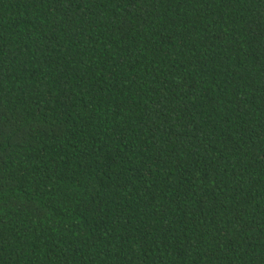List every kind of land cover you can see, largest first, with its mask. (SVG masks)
<instances>
[{
	"label": "trees",
	"instance_id": "obj_1",
	"mask_svg": "<svg viewBox=\"0 0 264 264\" xmlns=\"http://www.w3.org/2000/svg\"><path fill=\"white\" fill-rule=\"evenodd\" d=\"M0 264H264V0H0Z\"/></svg>",
	"mask_w": 264,
	"mask_h": 264
}]
</instances>
